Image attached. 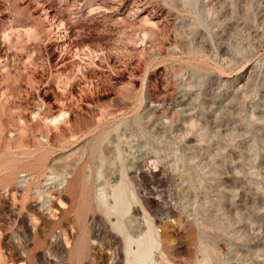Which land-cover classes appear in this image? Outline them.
<instances>
[{
    "label": "rangeland",
    "instance_id": "374dc122",
    "mask_svg": "<svg viewBox=\"0 0 264 264\" xmlns=\"http://www.w3.org/2000/svg\"><path fill=\"white\" fill-rule=\"evenodd\" d=\"M0 264H264V0H0Z\"/></svg>",
    "mask_w": 264,
    "mask_h": 264
},
{
    "label": "bare ground",
    "instance_id": "6f19581e",
    "mask_svg": "<svg viewBox=\"0 0 264 264\" xmlns=\"http://www.w3.org/2000/svg\"><path fill=\"white\" fill-rule=\"evenodd\" d=\"M187 97V96H186Z\"/></svg>",
    "mask_w": 264,
    "mask_h": 264
}]
</instances>
